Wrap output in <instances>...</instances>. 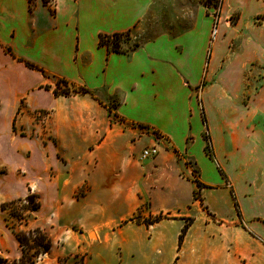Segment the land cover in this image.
<instances>
[{
  "label": "crops",
  "instance_id": "crops-1",
  "mask_svg": "<svg viewBox=\"0 0 264 264\" xmlns=\"http://www.w3.org/2000/svg\"><path fill=\"white\" fill-rule=\"evenodd\" d=\"M158 1L41 0L31 10L29 0H0V114L7 110L0 163L10 167L0 171V203L18 197L23 184L9 126L28 121L47 127L42 140L26 142L32 189L59 208L60 222L79 228L54 264L81 259L79 243L89 251L83 264H264V0H222L213 34L208 15L133 49L100 44L102 34H139ZM52 78L90 92L58 96L48 87ZM140 125L161 137L140 134ZM154 144L158 153L142 158ZM188 158L205 185L203 199L194 196L200 187ZM168 166V179L157 182L155 173ZM182 183L190 190L184 203ZM154 191L171 203L153 201ZM215 193L230 202L227 216L210 205L222 203ZM147 201L153 215H164L152 229L129 220ZM122 203L126 213L108 215ZM80 209L86 221L69 215ZM164 222L177 229L172 243L159 233Z\"/></svg>",
  "mask_w": 264,
  "mask_h": 264
},
{
  "label": "rangeland",
  "instance_id": "rangeland-1",
  "mask_svg": "<svg viewBox=\"0 0 264 264\" xmlns=\"http://www.w3.org/2000/svg\"><path fill=\"white\" fill-rule=\"evenodd\" d=\"M41 1V0H34ZM43 1V0H42ZM47 4L49 6H52L53 0H46ZM222 0H159L156 2L155 7L153 8L154 11H151V13L145 18V20L141 23V27L139 29V34H136L133 32H129L128 38L127 36H124L120 39V47L128 46L131 48L134 44L138 43L140 44L143 41H146L148 39H152L156 35L163 33V32H171V33H180L185 31V29L189 28L192 24H195L197 21L202 18H208V15L211 16V32L212 34L215 33V28L218 26L219 23V14H220V6H221ZM264 17V16H263ZM237 19V13L232 14L230 17H228L226 20L229 24L232 25L234 21ZM231 51V50H230ZM257 70L260 72L261 67H263V64H256L255 66ZM54 81V85L48 86L49 88H53V91H58V94L56 95H66L65 92L69 91L68 95L74 94V93H82L81 89L85 88L83 86H78L77 84H74L72 82H69L66 79L63 78H52ZM260 79L258 81L260 82ZM7 110L1 111V114H6ZM113 111V110H112ZM0 114V116H1ZM117 114L116 112H111V115ZM39 114H36V118H38ZM43 116L41 113L40 118ZM114 119H116L115 115L113 116ZM33 124H35L33 122ZM140 134H152L156 139L161 137L159 133L156 130H151L146 126L140 125ZM47 131V127L44 126H32L28 123V121H24V125H16L11 124L9 126V132L11 135H13L17 140V146L21 149V153L17 156V158L13 159V162L16 164V176L18 180H21L23 182L22 185L18 186L17 194L18 197H14L13 199H17L19 197L24 198L26 195L37 192L41 195V191L33 190V186L31 185V179L29 177L28 173V161L29 154L31 153V148L29 151L26 149V142L30 139H36V140H42L44 137V132ZM5 133V126L0 127V134ZM1 138H5L6 134L0 135ZM46 141H44L45 143ZM153 142V141H151ZM3 144L7 145L9 151H12L14 149V144L10 143L8 140H4ZM43 143H40V147ZM151 147L157 146L154 144V146L147 145L144 149H148ZM143 149V150H144ZM207 151L212 154L210 146L207 147ZM30 152V153H29ZM143 158V157H142ZM148 158V157H146ZM145 159V158H144ZM143 160V159H141ZM190 166L193 168V180H197L200 182L201 187H204L205 185L200 180L199 175V169L197 165L195 164L194 160L191 158H188ZM149 162V160L147 161ZM170 166L165 167V169L162 167L160 171L155 173V178L158 181H161L163 179H168L170 174ZM52 168H54L52 166ZM10 167L6 163H0V171L2 173H8ZM31 172V171H30ZM211 175H209L210 177ZM227 187L230 188V184L227 182ZM204 185V186H203ZM179 189L181 191V200L180 203H184L189 199L190 196V190L189 185L187 183H182ZM198 188L194 194V196L198 199H203L202 197V188ZM211 191V190H210ZM230 191V190H229ZM231 191H233L231 189ZM24 193V195H21ZM85 191H77L75 192V196L79 197L80 195L84 194ZM21 195V196H20ZM152 200L156 201L158 204H170L167 202L168 198L164 196V194H161L160 192H152ZM218 193H215L214 200H222V203H218L215 201V204L211 203L210 205L219 212L220 215L227 216L231 212V204L228 201L227 198H225V195L220 193L219 197H217ZM12 199V200H13ZM41 200V199H40ZM10 201L5 200L0 203V258L7 261H13L14 259H18L21 254V247L18 245V242L16 240V231L18 230H28L35 228L37 226L43 227L48 233L50 232L53 234L54 237V245L50 252L46 254H41L37 260L36 264H54L53 262V256L57 251H59L62 247L61 245H64L66 242H76V237H73L71 235L74 234L73 231L79 230V228H76L75 226H66L63 224V222L59 221V218L61 216V211H59V208L56 207L53 204H50L46 201L42 203V206L38 208V210L34 211L29 217L27 224H21L16 218H14L10 214V210H3L2 204ZM43 201V200H41ZM217 205V206H216ZM63 208V207H61ZM153 210V207L149 201L146 202L145 205L141 206V208H138L137 211H135V215L129 218V220L135 221L136 223H145L146 227L148 229L153 228V221L156 218H161L164 215L160 213H156L153 215L151 211ZM127 211V205L122 203L117 209L113 210L112 212L108 213V215L112 217H119L120 215L126 213ZM146 211V212H144ZM73 218L77 215H82L83 219L86 221L87 219L84 217V214L82 213V210L80 209L75 214H69ZM68 215V216H69ZM167 216V215H166ZM211 218H213L211 216ZM162 221L156 222L161 223ZM152 223V224H151ZM191 223V221L189 222ZM185 225L186 222L184 223ZM246 226V225H245ZM68 227V228H67ZM247 227V226H246ZM69 229V230H68ZM159 233L163 235L164 238L167 239V242H173L175 241V235L177 234V229L175 225H172L168 222H164L161 224V227L158 229ZM93 236V235H92ZM67 239L66 242L64 239ZM259 242L261 243V246L264 248V239H261L258 237ZM71 241V242H70ZM194 243H196L197 237H194ZM166 242V243H167ZM170 243V244H171ZM78 250L77 253L82 255V258L80 257L75 258L72 256H69L68 260L66 261H60L56 262L55 264H83L82 261L86 257L89 256V251L86 249V247L82 246L81 243L78 244V247L76 248ZM74 256V255H73ZM78 256V254L76 255ZM262 261L264 262V249L263 253L260 254ZM63 258H60L61 260ZM116 264V263H113ZM245 264V262L243 263Z\"/></svg>",
  "mask_w": 264,
  "mask_h": 264
},
{
  "label": "trees",
  "instance_id": "trees-1",
  "mask_svg": "<svg viewBox=\"0 0 264 264\" xmlns=\"http://www.w3.org/2000/svg\"><path fill=\"white\" fill-rule=\"evenodd\" d=\"M30 9L32 10L35 2L34 0H29ZM45 5L46 0H43ZM129 32L126 33H115V34H102L100 35V44L106 45L112 51H121L120 39L124 36L128 38ZM139 44H134L131 49L137 47ZM83 93L90 92L87 88L81 89ZM55 94L58 91L54 90ZM66 95L69 91L65 92ZM208 146H210L208 144ZM198 187H201L199 181L195 180ZM42 205L39 194L32 192L24 198H18L12 201H8L2 204L3 210H10V214L16 218L21 224H27L28 217ZM237 205V203H236ZM240 214V212L238 211ZM160 218H156L153 222L158 221ZM16 239L21 247L22 254L19 259H14L13 261H7L0 258V264H36L37 258L41 254H46L51 251L54 242L51 235L40 227L29 230H18L15 233ZM68 258L65 257L60 261H66ZM74 262L73 264H75Z\"/></svg>",
  "mask_w": 264,
  "mask_h": 264
},
{
  "label": "built area",
  "instance_id": "built-area-1",
  "mask_svg": "<svg viewBox=\"0 0 264 264\" xmlns=\"http://www.w3.org/2000/svg\"><path fill=\"white\" fill-rule=\"evenodd\" d=\"M215 32H216V29H215ZM158 153V149L156 147H151V148H148V149H144L142 151V157L143 158H146V157H151V156H154Z\"/></svg>",
  "mask_w": 264,
  "mask_h": 264
}]
</instances>
